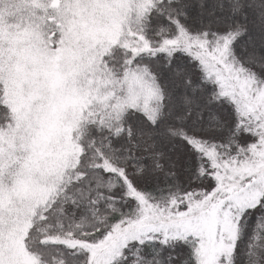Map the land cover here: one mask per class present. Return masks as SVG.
<instances>
[{
	"label": "snow or ice",
	"instance_id": "1",
	"mask_svg": "<svg viewBox=\"0 0 264 264\" xmlns=\"http://www.w3.org/2000/svg\"><path fill=\"white\" fill-rule=\"evenodd\" d=\"M0 264H264V0H0Z\"/></svg>",
	"mask_w": 264,
	"mask_h": 264
}]
</instances>
